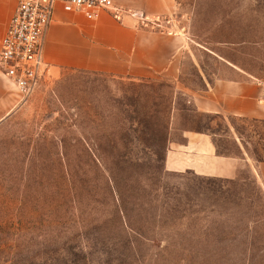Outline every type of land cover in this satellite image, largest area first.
<instances>
[{
    "label": "rangeland",
    "instance_id": "obj_1",
    "mask_svg": "<svg viewBox=\"0 0 264 264\" xmlns=\"http://www.w3.org/2000/svg\"><path fill=\"white\" fill-rule=\"evenodd\" d=\"M177 78L46 72L0 121V264H264V188L166 169L186 130L264 155V121L199 111L231 65L264 81V0H175Z\"/></svg>",
    "mask_w": 264,
    "mask_h": 264
},
{
    "label": "crops",
    "instance_id": "obj_2",
    "mask_svg": "<svg viewBox=\"0 0 264 264\" xmlns=\"http://www.w3.org/2000/svg\"><path fill=\"white\" fill-rule=\"evenodd\" d=\"M113 8L99 9L93 18L61 1L53 5L44 36L43 57L47 72L80 69L116 77L146 79L162 75L176 79L185 34L150 27L156 17L173 14L175 0H112ZM17 1L0 0V48ZM234 77L207 82L192 97L195 108L214 115L264 121V81L234 68ZM18 96L0 73V121L16 107ZM184 141L170 146L165 167L171 171L233 179L247 168L264 188V162L257 161L244 145L239 154L216 151L211 134L186 130Z\"/></svg>",
    "mask_w": 264,
    "mask_h": 264
},
{
    "label": "built area",
    "instance_id": "obj_3",
    "mask_svg": "<svg viewBox=\"0 0 264 264\" xmlns=\"http://www.w3.org/2000/svg\"><path fill=\"white\" fill-rule=\"evenodd\" d=\"M15 10L1 39L0 73L19 99L31 96L41 84L47 67L44 36L56 1L93 18L99 9L113 8L112 0H16Z\"/></svg>",
    "mask_w": 264,
    "mask_h": 264
},
{
    "label": "trees",
    "instance_id": "obj_4",
    "mask_svg": "<svg viewBox=\"0 0 264 264\" xmlns=\"http://www.w3.org/2000/svg\"><path fill=\"white\" fill-rule=\"evenodd\" d=\"M146 79H148V78H146ZM233 118H235V117H233ZM236 118H239V119H245V120H252V121H258V120H255V119H247V118H242V117H236ZM255 160H257V161H263L264 162V155L263 156H259V155H257V153H255Z\"/></svg>",
    "mask_w": 264,
    "mask_h": 264
}]
</instances>
